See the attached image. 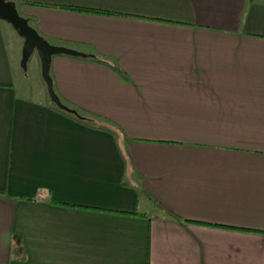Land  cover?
Returning a JSON list of instances; mask_svg holds the SVG:
<instances>
[{
    "label": "crops",
    "instance_id": "crops-1",
    "mask_svg": "<svg viewBox=\"0 0 264 264\" xmlns=\"http://www.w3.org/2000/svg\"><path fill=\"white\" fill-rule=\"evenodd\" d=\"M11 1L125 75L54 55L78 122L17 89L0 18V264H264V0Z\"/></svg>",
    "mask_w": 264,
    "mask_h": 264
},
{
    "label": "water",
    "instance_id": "water-1",
    "mask_svg": "<svg viewBox=\"0 0 264 264\" xmlns=\"http://www.w3.org/2000/svg\"><path fill=\"white\" fill-rule=\"evenodd\" d=\"M0 18L6 20L23 38L20 66L27 70V61L33 52H36L40 61L41 77L46 85L50 100L60 109L75 113L76 111L64 104L54 90L53 80L50 75V64L54 55L65 54L71 56H87L86 53L67 46L51 43L42 36L29 19L18 12L15 2L0 0Z\"/></svg>",
    "mask_w": 264,
    "mask_h": 264
},
{
    "label": "trees",
    "instance_id": "trees-1",
    "mask_svg": "<svg viewBox=\"0 0 264 264\" xmlns=\"http://www.w3.org/2000/svg\"><path fill=\"white\" fill-rule=\"evenodd\" d=\"M24 3L25 4H31V5L51 6L50 4H41V3L33 2V1H26ZM58 7L66 8V9H71V10H80V11H92V12H98V13H107L105 11H101V10H97V9L82 8V7H77V6L62 5V6H58ZM30 24L34 27V25L32 23H30ZM87 57H89L90 59H92V60H94L96 62H100V63L106 64V65H109L110 67H112L114 70H116L120 74L125 75L124 72L121 70V68L117 64L110 63L105 57H102V56H100L98 54H87ZM51 103L53 104V106H54V108L56 110L64 113L65 115L71 117L72 119H74V120H76L78 122L84 123L86 125H91V126H94V127H97L99 125V123H100V121L97 118L92 117V116H89L88 114L81 113L80 111H78L77 109H75L73 107H70V108L74 109L76 111L75 113H72L70 111H65L63 109L58 108L52 101H51ZM153 203L156 206L161 207L163 209V211L165 212V214L167 215V217H169L171 219H174V220L186 221V220L180 218L174 212H172V211L166 209L165 207H163V205L160 202L153 201ZM134 214L135 215H140V216H145L146 215L145 213L139 212V211L134 212Z\"/></svg>",
    "mask_w": 264,
    "mask_h": 264
},
{
    "label": "rangeland",
    "instance_id": "rangeland-1",
    "mask_svg": "<svg viewBox=\"0 0 264 264\" xmlns=\"http://www.w3.org/2000/svg\"><path fill=\"white\" fill-rule=\"evenodd\" d=\"M38 58L37 53L33 52L27 61V70L23 71L21 68V71L18 72L19 75L16 80L17 89L27 93L29 96H33L34 98L39 96V92L44 85L41 78V70L39 71L37 65Z\"/></svg>",
    "mask_w": 264,
    "mask_h": 264
}]
</instances>
